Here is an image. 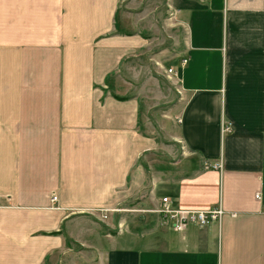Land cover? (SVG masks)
I'll list each match as a JSON object with an SVG mask.
<instances>
[{
  "label": "crops",
  "instance_id": "1",
  "mask_svg": "<svg viewBox=\"0 0 264 264\" xmlns=\"http://www.w3.org/2000/svg\"><path fill=\"white\" fill-rule=\"evenodd\" d=\"M122 1L0 0V264H264V0H165L181 154L156 161L117 79L148 12ZM163 196L223 213L177 231Z\"/></svg>",
  "mask_w": 264,
  "mask_h": 264
},
{
  "label": "rangeland",
  "instance_id": "2",
  "mask_svg": "<svg viewBox=\"0 0 264 264\" xmlns=\"http://www.w3.org/2000/svg\"><path fill=\"white\" fill-rule=\"evenodd\" d=\"M128 1H122L123 8ZM132 6H135V2ZM150 6H153L152 13L149 11ZM137 8L141 13L147 9L148 13L141 23L147 37L136 57L131 55L126 59L128 65L125 64L123 72L117 74V79L129 81L132 88H136L146 100L147 109L153 116L145 119L148 127L153 124V160H171L181 154L180 143L173 135L180 108V94L177 90L179 86L175 78H172L176 77V71L172 68L174 71L169 72L167 66H176L178 57L184 52L186 28L177 9L169 6L165 0H145ZM223 125H228V132L231 124ZM167 150L170 151L169 155H166ZM143 160L145 161V157Z\"/></svg>",
  "mask_w": 264,
  "mask_h": 264
},
{
  "label": "built area",
  "instance_id": "3",
  "mask_svg": "<svg viewBox=\"0 0 264 264\" xmlns=\"http://www.w3.org/2000/svg\"><path fill=\"white\" fill-rule=\"evenodd\" d=\"M187 59H181L180 63L185 64ZM169 72H173L174 70L172 67L167 69ZM222 129L227 131L229 129L228 125H223ZM213 167L220 168L221 162H215ZM256 197L259 198V194L256 193ZM52 199H55V196H52ZM159 212L162 213L164 217L171 221L173 229L177 231L184 230L188 224L190 223H197L200 225L206 224L211 219H217L223 213V210L218 207H212L206 210H185L179 207H175L169 197L163 196L161 198V205H160ZM116 211L120 210L119 208L115 209ZM106 216L105 214L103 215Z\"/></svg>",
  "mask_w": 264,
  "mask_h": 264
}]
</instances>
